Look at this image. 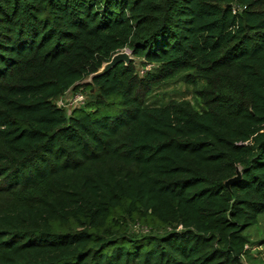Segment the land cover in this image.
Masks as SVG:
<instances>
[{
  "label": "trees",
  "instance_id": "trees-1",
  "mask_svg": "<svg viewBox=\"0 0 264 264\" xmlns=\"http://www.w3.org/2000/svg\"><path fill=\"white\" fill-rule=\"evenodd\" d=\"M125 49L144 81L133 61L96 76ZM179 77L202 110L146 104ZM88 78L68 116L56 100ZM0 146V264H244L264 216V0H0Z\"/></svg>",
  "mask_w": 264,
  "mask_h": 264
},
{
  "label": "rangeland",
  "instance_id": "rangeland-1",
  "mask_svg": "<svg viewBox=\"0 0 264 264\" xmlns=\"http://www.w3.org/2000/svg\"><path fill=\"white\" fill-rule=\"evenodd\" d=\"M123 52H127L133 58V63L135 65L136 74L139 80L144 81L146 74L153 71L154 66L145 65V62L142 59L133 57L129 49H125ZM91 81V78L87 79L78 90L75 92H80L81 89L84 90V94L87 96L86 105L93 99L91 94V89L87 86H83ZM199 90H202V84L199 85ZM95 91V90H94ZM71 93L66 96V98H70ZM59 100V99H57ZM56 100V102H57ZM66 100V99H64ZM173 101H187L193 104L199 110L203 109V101L196 94V89L192 86L187 85L184 80L179 77L175 80L168 82L158 88H156L152 95L146 100V104L149 106H165ZM85 107V106H84ZM71 109V108H68ZM90 109V108H89ZM69 112V111H68ZM1 150V146H0ZM4 164L0 159V167ZM7 196L0 194V208L4 207L7 204ZM132 231L138 235H147L150 233L145 227H140L137 225L132 226ZM247 234L250 236V239L255 245L250 246L251 250L249 255L244 257V264H264V216L260 219L258 225L252 227ZM262 241L263 244L260 242ZM261 244V245H260Z\"/></svg>",
  "mask_w": 264,
  "mask_h": 264
},
{
  "label": "built area",
  "instance_id": "built-area-1",
  "mask_svg": "<svg viewBox=\"0 0 264 264\" xmlns=\"http://www.w3.org/2000/svg\"><path fill=\"white\" fill-rule=\"evenodd\" d=\"M69 93H71L70 98H66V96H68ZM86 102H87V96L84 94L83 89H81L80 92H75L74 90H70L63 97L57 100L56 105L64 109L67 112V115L70 116L74 110L83 108L86 105Z\"/></svg>",
  "mask_w": 264,
  "mask_h": 264
},
{
  "label": "water",
  "instance_id": "water-1",
  "mask_svg": "<svg viewBox=\"0 0 264 264\" xmlns=\"http://www.w3.org/2000/svg\"><path fill=\"white\" fill-rule=\"evenodd\" d=\"M132 61H133V58L130 56V54H128L127 52H120L116 54L112 58L111 62L107 63L103 67V69L99 73L96 74V76H101V75H104L110 72L114 67H116L119 64L124 63L125 65H129L130 63H132ZM240 178H241V173L240 171H238L236 177L226 182L227 188L230 189L231 185H233Z\"/></svg>",
  "mask_w": 264,
  "mask_h": 264
}]
</instances>
